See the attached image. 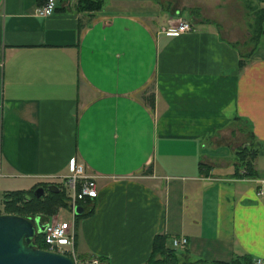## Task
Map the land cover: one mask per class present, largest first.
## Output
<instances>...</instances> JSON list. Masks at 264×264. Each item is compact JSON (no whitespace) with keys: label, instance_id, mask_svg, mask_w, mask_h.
I'll use <instances>...</instances> for the list:
<instances>
[{"label":"crops","instance_id":"obj_1","mask_svg":"<svg viewBox=\"0 0 264 264\" xmlns=\"http://www.w3.org/2000/svg\"><path fill=\"white\" fill-rule=\"evenodd\" d=\"M74 1L39 15L44 0H0V188L56 184L81 164L96 195L56 215L80 261L145 264L156 235L195 264L264 259V26L237 69L250 19L219 1L171 0L167 16ZM178 19L192 29L166 35ZM245 145L253 176L234 174Z\"/></svg>","mask_w":264,"mask_h":264},{"label":"trees","instance_id":"obj_2","mask_svg":"<svg viewBox=\"0 0 264 264\" xmlns=\"http://www.w3.org/2000/svg\"><path fill=\"white\" fill-rule=\"evenodd\" d=\"M105 0H75V9L80 12H93L100 9ZM257 3L264 2V0H256ZM247 7L250 6V2H246ZM253 18L248 23L247 41L251 44L248 52L240 54V58L237 61V69H240L245 59L248 58L250 53L254 50V47L258 43L259 37L263 31L264 26V7L252 8ZM246 44V43H245ZM234 46L237 43L233 44ZM149 105H152V96H147ZM252 149V148H251ZM249 146H241L235 151L234 159V174L239 176H253V170L251 167V158L254 151ZM242 169L239 172V169ZM40 186L46 188V183H39ZM57 186V184H55ZM58 190L44 191L45 193L41 197H34L32 195L33 189L22 190H10L1 194L0 201L3 205L4 213L17 214L26 218L38 217L40 222L47 221L48 217L54 214L58 207H67L66 197L64 191L57 186ZM78 215L74 214V217ZM165 237L163 235H156L151 242V249L148 259L145 264H195V261L184 260L176 254V252L165 246ZM33 245L37 248L45 249L46 244L43 241L41 233H36L32 238ZM100 261L103 258L98 257ZM212 264H252L250 258L238 257L234 258L230 262H213Z\"/></svg>","mask_w":264,"mask_h":264},{"label":"built area","instance_id":"obj_3","mask_svg":"<svg viewBox=\"0 0 264 264\" xmlns=\"http://www.w3.org/2000/svg\"><path fill=\"white\" fill-rule=\"evenodd\" d=\"M54 8L55 0H44L43 4L36 8V12L39 15H47ZM191 29L192 24L188 20L178 19L175 23L170 22L163 31L166 35H175ZM69 165L70 172L61 176V186L64 187L67 209L72 216L74 215L73 208L75 205L96 195V184L94 176L87 174L82 165L73 158L70 159ZM43 224L40 233L46 244V250L65 254L73 260L74 264H78L73 252L74 230L72 220L49 219ZM185 245L186 239L184 237L171 239V246L174 248H183ZM90 264H100V261L94 257L90 259ZM252 264H264V259L254 258Z\"/></svg>","mask_w":264,"mask_h":264},{"label":"water","instance_id":"obj_4","mask_svg":"<svg viewBox=\"0 0 264 264\" xmlns=\"http://www.w3.org/2000/svg\"><path fill=\"white\" fill-rule=\"evenodd\" d=\"M48 191H57L55 184L46 186ZM44 188L36 186L34 197L43 196ZM75 215L82 213L80 205L73 208ZM44 224L38 217L26 218L12 213H0V264H74L65 255L33 245L32 238L39 233Z\"/></svg>","mask_w":264,"mask_h":264},{"label":"rangeland","instance_id":"obj_5","mask_svg":"<svg viewBox=\"0 0 264 264\" xmlns=\"http://www.w3.org/2000/svg\"><path fill=\"white\" fill-rule=\"evenodd\" d=\"M184 1L185 0H183V1L182 0H177L176 2L177 3H182ZM248 1L251 3L249 7H247V4H246V2H248ZM185 2H187L188 5L189 4L193 5L194 3H197L198 0H187ZM215 2H218V3L222 4V5H225V7H226L225 8V12H227V16L233 17L234 14H235L236 16L239 17L238 13L239 14L242 13L244 22L249 21V19L251 21V19L254 16L253 15V12H252V8L255 7V5L257 3L256 0H206V3L209 4V5L214 4ZM170 4H171V0H170V2H167L166 1V3L165 2H160L158 0H154V1L151 0V2H146L145 0L144 1L143 0H140V2L137 5H139V7H143V8L151 7L154 10H156L157 12L159 11L160 13H162L161 15H164L163 13H165V15L167 16V13H168L167 8L168 7H166V6H168ZM74 5H75V1H74ZM185 10H186V8H183V10H181L182 11V14L183 13L185 14ZM190 10L193 13L194 12V6L193 7H190ZM237 21L241 22V19L238 18ZM233 25H235V24H233ZM247 30H249V29L247 28ZM243 32H244V30L240 34V36H242V38H240V41L238 43L237 42H235V43H237L238 45L241 46V43L240 42L244 39V43H246L247 46H251V44L247 41V35L244 34ZM250 149H251V147H250ZM55 182H57L56 184H57V186L60 189L64 190V187L61 186V184H60V182H61L60 179H59V181H55ZM3 187H5V189H7V190H3L2 189ZM3 187L0 188V197H1V194L3 192L10 191V190H14V188H12V187H15V186H13V184H11L10 186H3ZM44 191H46V189H44ZM60 208L62 210V211L61 210L60 211L61 212H64V210H65L66 207H58L57 210H56V212L54 214H52L51 216H49L47 220H49V219H57V216L56 215H57V212L59 211ZM0 213H4L3 212V205L1 203V201H0ZM79 263L80 264H90V260H88L87 262H85L84 260L80 261L78 259V264Z\"/></svg>","mask_w":264,"mask_h":264}]
</instances>
